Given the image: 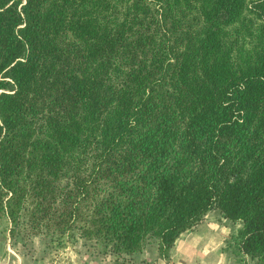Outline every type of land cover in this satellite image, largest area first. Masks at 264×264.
<instances>
[{"label":"trees","instance_id":"trees-1","mask_svg":"<svg viewBox=\"0 0 264 264\" xmlns=\"http://www.w3.org/2000/svg\"><path fill=\"white\" fill-rule=\"evenodd\" d=\"M218 209L264 264V0H0V222L160 256Z\"/></svg>","mask_w":264,"mask_h":264},{"label":"crops","instance_id":"crops-1","mask_svg":"<svg viewBox=\"0 0 264 264\" xmlns=\"http://www.w3.org/2000/svg\"><path fill=\"white\" fill-rule=\"evenodd\" d=\"M242 226L240 221L226 219L218 209L212 210L202 222L180 235L170 249L168 259L161 258L155 240L143 252L121 258L111 254H94L87 248L78 251L74 245L84 246L81 241H76L66 252L55 255L41 242L40 253H33L35 256L30 258L26 255L27 251L14 245L20 255L12 257L8 252L0 256V264H30V261L31 264H249V258L242 253L238 239ZM10 248L8 245V250ZM28 258L33 261H28Z\"/></svg>","mask_w":264,"mask_h":264},{"label":"rangeland","instance_id":"rangeland-1","mask_svg":"<svg viewBox=\"0 0 264 264\" xmlns=\"http://www.w3.org/2000/svg\"><path fill=\"white\" fill-rule=\"evenodd\" d=\"M234 228L236 230L237 225H235ZM36 238L37 239H35L34 241H31L29 243L28 242H25L23 240H20V239L12 238L10 236V225L6 221H1L0 222V256H2V255L5 256V254L7 255L8 252L11 253V256L12 257H15V255H17V256L20 255L19 252L15 249V247H13L15 245L17 248L20 247L21 250L27 251V253H26L27 257H29V258L30 257H33V256H35V254H33V253H36V254H39L40 253L39 244L41 242H42L43 246L45 247L44 240L40 239L41 237H39V238L36 237ZM76 241H81V239H79V238L75 239L74 241H72L71 243H69L66 246V248H64L62 250L56 251V250H54L51 247H49V248H50V250H53L54 251V254L55 255H60V254H62L64 252H66V250L68 249V247L69 248L73 247L71 245L75 244ZM82 244L84 246L80 247L79 244H78V245H74L75 246L74 248H78V251H81V250L83 251V250H85L87 248L88 250L90 249L94 254L101 253L100 248L86 246L83 242H82ZM8 245H10V247H11L10 250L11 251L8 250ZM23 245H24V247H23ZM14 250H16V252ZM101 254H103V253H101ZM29 258L27 259L28 261H30V260L33 261V259H29ZM117 258H121V257H117ZM30 264H31V261H30Z\"/></svg>","mask_w":264,"mask_h":264}]
</instances>
